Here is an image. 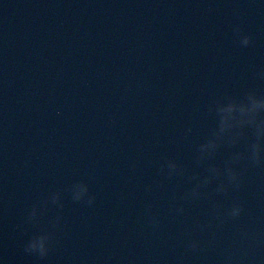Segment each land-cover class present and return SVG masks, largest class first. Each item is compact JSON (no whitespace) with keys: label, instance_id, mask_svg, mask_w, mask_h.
I'll list each match as a JSON object with an SVG mask.
<instances>
[{"label":"water","instance_id":"1","mask_svg":"<svg viewBox=\"0 0 264 264\" xmlns=\"http://www.w3.org/2000/svg\"><path fill=\"white\" fill-rule=\"evenodd\" d=\"M262 74L264 0H0V264H264V165L185 198L244 150L197 161L208 105L264 94ZM57 216L48 255L26 253Z\"/></svg>","mask_w":264,"mask_h":264},{"label":"clouds","instance_id":"2","mask_svg":"<svg viewBox=\"0 0 264 264\" xmlns=\"http://www.w3.org/2000/svg\"><path fill=\"white\" fill-rule=\"evenodd\" d=\"M234 31L241 46L247 47L252 43L251 35L245 34L239 26ZM208 113L215 114L216 125L207 138L197 145V161L203 163L205 160L214 158L221 146L225 144L235 147L243 142L244 150L233 151L231 156L224 161L222 169L216 164L210 165L209 175L203 179L198 174L192 175L190 179L195 180L196 184L185 198L199 197L200 188L208 185L217 177L223 178L216 188L217 192H227L229 188L233 187L238 190L243 183V173L236 167L237 165L242 161H246L253 167L264 165V94L249 90L242 97H218L208 105ZM165 166L169 170L168 175L183 173V169L174 160H168L166 165H162L161 172ZM72 190L74 200H81L87 196L86 202L89 205L95 200L94 196L89 195L86 183L79 182L73 186ZM59 198V193L54 194L52 202L57 203ZM60 207L62 208L63 204H60ZM243 210L242 203L237 202L228 210L227 215L236 218L241 215ZM179 211L183 212V207ZM37 215L38 207L34 205L28 215V222L35 223ZM59 222L60 217L57 216L51 223V228H45L32 235L24 247L25 252L35 254L41 259L46 257L55 242L54 230L59 226ZM152 222L156 223L155 220ZM189 247L197 248V242L191 241Z\"/></svg>","mask_w":264,"mask_h":264}]
</instances>
